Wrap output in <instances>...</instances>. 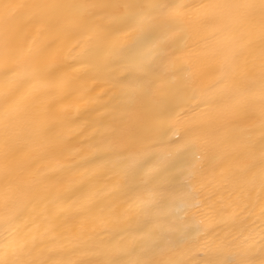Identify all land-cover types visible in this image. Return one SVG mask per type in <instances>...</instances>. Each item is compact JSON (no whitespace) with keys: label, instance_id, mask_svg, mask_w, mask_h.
<instances>
[{"label":"snow or ice","instance_id":"1","mask_svg":"<svg viewBox=\"0 0 264 264\" xmlns=\"http://www.w3.org/2000/svg\"><path fill=\"white\" fill-rule=\"evenodd\" d=\"M57 92L99 191L37 167ZM0 176V264H264V0H4Z\"/></svg>","mask_w":264,"mask_h":264},{"label":"bare ground","instance_id":"2","mask_svg":"<svg viewBox=\"0 0 264 264\" xmlns=\"http://www.w3.org/2000/svg\"><path fill=\"white\" fill-rule=\"evenodd\" d=\"M2 2H4V0H0V3ZM68 72L72 75L79 74L78 72H73L71 68L68 69ZM89 84L90 87L95 89L92 93L93 97L99 95L104 90L103 84H97L91 81H89ZM46 99L49 103L56 104V109L59 111L62 118V123L59 128L60 150H58L55 155L40 160L37 167L45 172H48L50 169H55L64 180V185L62 187H67L69 184L93 181L96 190H101L104 185V179H101L98 184L95 183L94 177L98 176V172L93 171L95 166L88 163V161L93 158V152L95 151L91 144L85 142L91 135V132L87 129L85 120L82 119L78 123L72 122L74 119L72 106L76 104L77 98L74 96L65 98L62 92H57ZM80 106L83 109L84 105L82 102ZM81 133H83V135H81ZM168 150L167 146H161L159 149L161 153H167ZM2 180L3 177L0 176V181ZM3 212L4 209L0 208V214H3ZM164 213L165 215L162 217L164 223L177 230H183L187 226H190L191 217L193 216H195L197 220L203 219L205 224L208 223V220L205 219L199 211H186L184 204L179 199L168 208L164 209ZM34 215L35 214L31 212L26 213L16 221V224L21 227L30 224ZM198 255L197 252H192L193 259H197ZM69 258L78 259L81 257L78 253H69ZM88 258L96 259L95 257Z\"/></svg>","mask_w":264,"mask_h":264}]
</instances>
